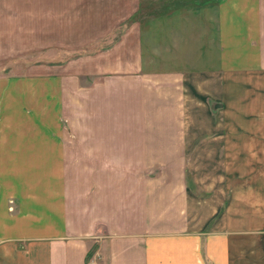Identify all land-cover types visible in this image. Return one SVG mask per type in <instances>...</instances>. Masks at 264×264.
Wrapping results in <instances>:
<instances>
[{
    "label": "crops",
    "instance_id": "1",
    "mask_svg": "<svg viewBox=\"0 0 264 264\" xmlns=\"http://www.w3.org/2000/svg\"><path fill=\"white\" fill-rule=\"evenodd\" d=\"M59 2L122 32L0 75V264H264V0Z\"/></svg>",
    "mask_w": 264,
    "mask_h": 264
},
{
    "label": "rangeland",
    "instance_id": "2",
    "mask_svg": "<svg viewBox=\"0 0 264 264\" xmlns=\"http://www.w3.org/2000/svg\"><path fill=\"white\" fill-rule=\"evenodd\" d=\"M53 1L0 0V75L24 74L31 65L68 63L105 50L120 38L121 29L96 40L92 28L111 20L103 13H82L83 6L91 5Z\"/></svg>",
    "mask_w": 264,
    "mask_h": 264
},
{
    "label": "built area",
    "instance_id": "3",
    "mask_svg": "<svg viewBox=\"0 0 264 264\" xmlns=\"http://www.w3.org/2000/svg\"><path fill=\"white\" fill-rule=\"evenodd\" d=\"M91 264H95V263H91Z\"/></svg>",
    "mask_w": 264,
    "mask_h": 264
}]
</instances>
